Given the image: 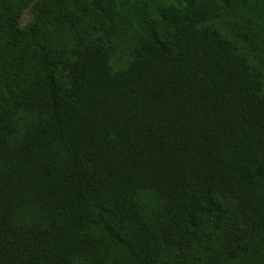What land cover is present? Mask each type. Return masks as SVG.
Returning a JSON list of instances; mask_svg holds the SVG:
<instances>
[{
    "label": "trees",
    "instance_id": "obj_1",
    "mask_svg": "<svg viewBox=\"0 0 264 264\" xmlns=\"http://www.w3.org/2000/svg\"><path fill=\"white\" fill-rule=\"evenodd\" d=\"M0 264H264V0H0Z\"/></svg>",
    "mask_w": 264,
    "mask_h": 264
},
{
    "label": "rangeland",
    "instance_id": "obj_2",
    "mask_svg": "<svg viewBox=\"0 0 264 264\" xmlns=\"http://www.w3.org/2000/svg\"><path fill=\"white\" fill-rule=\"evenodd\" d=\"M154 1H157L158 3H169V2H173L174 3V1H184V0H154ZM30 21V17H29V15H25V17H24V23L25 24H27L28 22Z\"/></svg>",
    "mask_w": 264,
    "mask_h": 264
}]
</instances>
